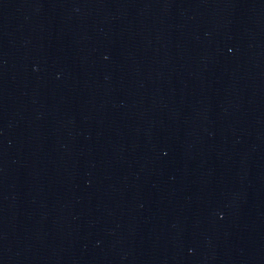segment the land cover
<instances>
[{
  "label": "water",
  "instance_id": "obj_1",
  "mask_svg": "<svg viewBox=\"0 0 264 264\" xmlns=\"http://www.w3.org/2000/svg\"><path fill=\"white\" fill-rule=\"evenodd\" d=\"M0 264H264V0H0Z\"/></svg>",
  "mask_w": 264,
  "mask_h": 264
}]
</instances>
